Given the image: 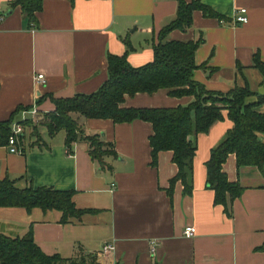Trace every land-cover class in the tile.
<instances>
[{"label": "crops", "instance_id": "crops-1", "mask_svg": "<svg viewBox=\"0 0 264 264\" xmlns=\"http://www.w3.org/2000/svg\"><path fill=\"white\" fill-rule=\"evenodd\" d=\"M212 9L193 12L186 30L172 29L168 38L181 41L204 37L193 72L207 89L229 92L246 84L264 92L254 57L264 60V0H201ZM246 7L248 20L236 21ZM177 0H42L30 22L20 4L0 0V121L17 106L14 122L38 118L55 108L52 97L93 93L109 76V53L123 55L134 66L154 57L160 29L176 15ZM43 73L45 83L36 76ZM193 95L176 96L161 88L153 93L126 94L122 106H176ZM223 109L207 131L196 135L191 193L170 180L178 172L170 150L159 151L152 164L149 136L153 124L144 119L115 122L72 113L82 135H98L113 143L116 156H106L110 167L89 154L83 138L68 145L66 131L49 134L23 126L21 150L0 146V179L18 178L17 185H47L74 190V202L91 208L80 218L61 222V213L42 208L0 207V232L24 235L32 226L36 243L48 254L70 258L95 253L98 264H264V167L237 166L230 154L223 169L242 192L228 202L215 203L208 186L206 161L211 149L234 125ZM13 122V123H14ZM45 127V126H44ZM29 129V130H27ZM264 138V137H263ZM264 166V165H263ZM196 228L190 237L187 225ZM113 249L101 252L102 245Z\"/></svg>", "mask_w": 264, "mask_h": 264}, {"label": "trees", "instance_id": "trees-1", "mask_svg": "<svg viewBox=\"0 0 264 264\" xmlns=\"http://www.w3.org/2000/svg\"><path fill=\"white\" fill-rule=\"evenodd\" d=\"M176 15L159 33V40L153 44L154 57L151 61L139 66L130 64L127 52L123 55L109 53L107 65L109 76L103 85L93 93H80L68 97H52L55 108L43 115L40 123L49 134L66 131L65 142L72 145L83 138L89 143V154L100 162L101 168L106 165V156H116L113 143L102 140L96 135H82L81 127L72 113L83 114L89 118H112L115 122H126L144 119L153 124L149 136L152 164L155 165L158 152L170 150L178 172L170 180L168 192L174 182L184 184V193L193 190V160L196 155V135L207 131L216 119L223 118V109L234 121L224 139L211 149V156L206 161L208 186L214 190L215 203H223L226 211L228 202L238 196L243 187L239 181H230L223 169L227 157L235 153L237 166H264V92L253 91L247 84L236 85L229 92L207 89L202 82L193 77V72L204 63L196 62V52L204 37L181 41L168 38L172 29L186 30L193 23V12L202 9L206 15L213 11L201 0H177ZM20 4L30 22L37 23L36 12L42 9V0H12V5ZM256 67L263 75L264 60L254 57ZM167 89L176 96L193 95L186 104L176 106H122L126 94L135 95L143 91L153 93L158 89ZM21 105L12 111L8 119L0 121V146L8 144L12 133L11 125L21 109ZM23 126H31V119H18ZM36 130L37 126H32ZM22 133L18 136V145ZM20 149L21 146L19 145ZM18 178L9 175L0 179V207L15 206L32 210L42 208L44 211L56 209L61 213V222L80 218L91 208H80L74 202V190L58 189L47 185L32 184L19 187ZM264 248V244L260 247ZM0 264H98L95 253H85L78 257L66 258L59 253H46L35 241L32 226L24 235H7L0 232Z\"/></svg>", "mask_w": 264, "mask_h": 264}, {"label": "built area", "instance_id": "built-area-1", "mask_svg": "<svg viewBox=\"0 0 264 264\" xmlns=\"http://www.w3.org/2000/svg\"><path fill=\"white\" fill-rule=\"evenodd\" d=\"M246 11H247L246 7L239 9L238 11L239 14L237 15L236 21H239L240 23L246 22L248 20ZM3 16H4L3 12L0 11V20L2 19ZM36 80L38 82L45 83L44 74L38 73L36 76ZM31 113H33L34 115V118L32 120H35V119L37 120L38 112H37L36 106L31 109ZM11 128H12V133L10 134L8 138L9 149L11 152H18L21 150L18 145V136L23 132L24 128H23L22 123H19V122L12 123ZM195 232H196V228L192 224L187 225L184 229V234L188 237H190L191 235H194ZM102 246L103 247H102L101 252L103 253H107L113 249V246L110 243H105Z\"/></svg>", "mask_w": 264, "mask_h": 264}, {"label": "rangeland", "instance_id": "rangeland-1", "mask_svg": "<svg viewBox=\"0 0 264 264\" xmlns=\"http://www.w3.org/2000/svg\"><path fill=\"white\" fill-rule=\"evenodd\" d=\"M43 118V117H42ZM42 118H38L37 120L35 119V120H32V125L29 127L33 132H36L38 129H45L46 127H44L41 123H40V120L42 119ZM37 126V128H36V130H34V128L32 127V126ZM27 130H29V129H27Z\"/></svg>", "mask_w": 264, "mask_h": 264}]
</instances>
